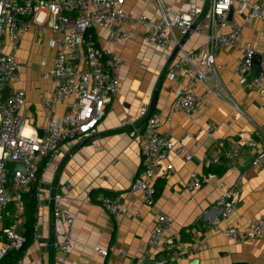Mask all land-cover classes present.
Returning a JSON list of instances; mask_svg holds the SVG:
<instances>
[{"label":"crops","instance_id":"1","mask_svg":"<svg viewBox=\"0 0 264 264\" xmlns=\"http://www.w3.org/2000/svg\"><path fill=\"white\" fill-rule=\"evenodd\" d=\"M255 1L264 6V0ZM190 3L207 8L209 0H163L170 13L185 9ZM120 6L132 14L144 13L150 20L158 15L155 0H120ZM202 23L207 32L206 22ZM143 31L144 28L138 27L134 37L114 45L108 43L105 27H93L86 32L97 47L109 48L123 60L119 92L105 104L104 116L91 134L60 142L50 160L40 161L37 177L42 204L36 211L35 224L40 237L35 240L31 234V242L19 259L21 264H142L159 258H166L168 264H189L194 259L197 264H264V236L238 242L209 227L218 216L214 202L226 187L237 188L239 199L233 214L221 221L222 227L243 228L264 213V165L251 166V160L264 152V92L240 85L233 74L244 44L251 43L258 50L264 48V22L252 18L243 27L238 43L218 53L219 85L223 94L215 97L210 93V104L200 113L203 125H215L211 135L197 133L188 117L171 111L175 86L183 85L184 78L167 76V68L179 51L198 47L204 36L192 32L175 52V41L166 49L157 48L142 40ZM176 36L181 39L178 32ZM3 50L13 52L18 62V80L10 87H19L25 92V103L19 112L26 120V132L38 133L47 115L39 103L38 90L53 86L51 79L40 75L54 60L50 32L45 27L31 26L21 34L14 48L6 34ZM203 89L202 83L196 85L197 93ZM142 101L149 102L150 114L159 117L160 133L170 138L184 136L189 147L193 146V137L200 142L192 147L194 159L191 161L185 162L173 154L169 156L173 170L165 177L155 176V201L150 206L130 191L133 179L142 168L141 143L132 135L131 126L123 124L125 115H130L142 127L143 122L137 120ZM68 111L69 101L63 102L56 110V117L61 118ZM216 141L235 153L234 165L228 166L225 158L215 160L221 151ZM192 171L199 175L201 183L194 191H188L185 184ZM208 174L214 177L206 180ZM99 192L120 196L129 213L137 210L138 216L114 219L97 202ZM54 197L60 199L61 207L74 218L71 225L74 244L62 263L57 261L60 252L50 245L57 238L50 204ZM160 214L172 220L168 233L175 244L183 247L186 243H201L198 252L181 258L173 256L161 242L149 246L148 232ZM12 220L13 212L6 207L0 226ZM16 229L23 233L24 225ZM95 247L106 249V256L97 253Z\"/></svg>","mask_w":264,"mask_h":264},{"label":"built area","instance_id":"2","mask_svg":"<svg viewBox=\"0 0 264 264\" xmlns=\"http://www.w3.org/2000/svg\"><path fill=\"white\" fill-rule=\"evenodd\" d=\"M158 15L150 20L146 14L124 11L120 0H0V224L6 207L11 204L13 220L0 226V258L8 251L21 248L25 241L23 233L17 231L24 224V195L33 193L36 210L42 204L37 169L43 159L50 160L63 141L82 139L91 134L105 113V104L119 92V72L123 60L109 48H99L86 32L93 27H105L108 30L107 41L114 45L134 37L137 28H144L142 40L157 48L166 49L171 41L178 44L176 32L182 37L192 26V32L203 35L201 45L191 49H181L170 62L167 76L174 79L184 78L183 85H176L171 111H177L188 117L197 128V133L211 135L214 124L203 125L200 120L201 109L210 104L208 95L221 97L223 88L219 85L218 53L235 46L242 34L243 27L256 18L264 22V6L255 0H209L207 8L194 3L170 13L163 0H155ZM231 11V17L229 14ZM203 21L207 24L204 32ZM47 28L50 43L55 50L52 66L40 71L44 79H51L53 86L49 90H38L40 105L46 110V122L43 135L26 132V120L20 114L25 103L22 88H12V92L2 100L5 87L18 80V62L13 52L3 50V36L8 34L12 47H16L21 34L29 27ZM259 56V71L250 76L253 57ZM233 74L240 85L250 90L264 92V48L258 50L251 43L242 47V56L233 67ZM202 83L204 89L197 93L195 88ZM74 98L72 101L71 98ZM69 101V111L61 118L56 110L63 102ZM171 114L167 116L170 119ZM135 124L130 115H125L124 125L131 126L132 135L141 143L142 168L133 179L130 191L137 193L148 206L155 201L153 180L156 175L167 176L173 165L168 160L171 154L183 161L194 159V147L200 142L193 137V148L187 145L184 136L170 138L158 130L159 117L150 114V103L142 101L137 110ZM251 142V140H249ZM215 156L219 161L225 158L228 166L235 164V153L222 147ZM22 162L24 171H14L11 184H6V169L9 162ZM264 165V152H259L252 160V167ZM214 177L208 174L206 180ZM201 180L196 172H190L186 180V189L194 191ZM239 199V190L226 187L214 202L218 210L209 227L214 232L242 242L250 238L264 236V213L256 220L240 228L234 225L222 227L221 221L235 211ZM97 202L116 220L131 215L138 216L137 210L129 213L128 206L120 196H110L99 192ZM53 230L56 239L51 246L60 252L57 261L64 262L73 247L71 225L72 214L61 207L60 199L50 200ZM172 220L165 214L156 217L153 228L148 232V245L161 242L175 257H186L198 252L201 243H186L179 247L168 233ZM33 239L40 237L36 226L32 231ZM94 250L106 256L107 250L95 247ZM154 264H168L166 258L153 259ZM21 264V260L18 261Z\"/></svg>","mask_w":264,"mask_h":264},{"label":"trees","instance_id":"3","mask_svg":"<svg viewBox=\"0 0 264 264\" xmlns=\"http://www.w3.org/2000/svg\"><path fill=\"white\" fill-rule=\"evenodd\" d=\"M88 34L86 33V36ZM92 38V37H91ZM37 173H39V167L37 169ZM24 203H25V210H24V232L23 235L25 237V241L22 244L21 248L17 250L8 251L0 258V264H16L17 261L21 258L24 249L28 246L31 242V234L36 224V204L33 198V193H28L24 195ZM8 209L12 210V205L9 204L7 206ZM231 264H247L245 262H233Z\"/></svg>","mask_w":264,"mask_h":264},{"label":"water","instance_id":"4","mask_svg":"<svg viewBox=\"0 0 264 264\" xmlns=\"http://www.w3.org/2000/svg\"><path fill=\"white\" fill-rule=\"evenodd\" d=\"M231 17V11H230V14H229V18ZM194 26L191 27V29H189L182 37L181 39L179 40L177 46H176V49H175V52L178 51L182 46L183 44L185 43L186 39L190 36V34L192 33V30H193ZM258 71H259V56L256 54L254 57H253V63H252V69H251V72H250V76H255L258 74ZM12 92V88L10 86H7L5 87L3 93H2V100ZM153 105V102L152 104ZM38 134L39 136H42L43 135V129H40L38 130ZM16 170H20V171H24V165L22 162H17V161H12V162H9L8 165H7V169H6V173H5V176H6V184L7 185H10L11 184V179H12V175L14 173V171ZM142 264H154L153 260H146L144 261ZM189 264H197V260H191Z\"/></svg>","mask_w":264,"mask_h":264}]
</instances>
